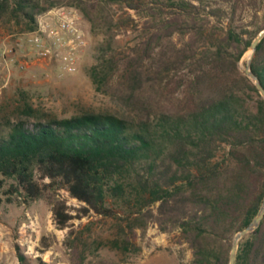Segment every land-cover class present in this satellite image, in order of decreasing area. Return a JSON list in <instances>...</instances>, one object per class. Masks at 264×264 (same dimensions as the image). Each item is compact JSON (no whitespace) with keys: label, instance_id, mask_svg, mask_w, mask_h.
I'll list each match as a JSON object with an SVG mask.
<instances>
[{"label":"trees","instance_id":"trees-1","mask_svg":"<svg viewBox=\"0 0 264 264\" xmlns=\"http://www.w3.org/2000/svg\"><path fill=\"white\" fill-rule=\"evenodd\" d=\"M246 1L0 0V23L15 21L22 31L36 30L38 15L51 8H77L107 37L109 47L121 25L113 7L146 9L145 24L155 28H143L142 40L128 56L132 98L183 64L190 75L182 112L148 109L139 118L85 112L40 117L31 125L8 122L7 130L0 129V188L6 187V200L30 203L46 196L64 229L91 212L117 216L109 198L144 199V217L163 232L180 230L192 249L190 264H229L234 235L251 223L264 200V99L238 67L264 29V0H252L260 4L252 18L263 19L257 29L243 19ZM177 33L190 34L186 46L159 53L157 48ZM251 67L264 85V38ZM245 90L255 94V105ZM151 96L139 97L140 102L150 104ZM25 113L35 109L28 106ZM223 145L229 150L216 160ZM61 189L81 203L76 213L59 195ZM236 264H264V218L240 241Z\"/></svg>","mask_w":264,"mask_h":264},{"label":"rangeland","instance_id":"rangeland-1","mask_svg":"<svg viewBox=\"0 0 264 264\" xmlns=\"http://www.w3.org/2000/svg\"><path fill=\"white\" fill-rule=\"evenodd\" d=\"M246 2L248 9L243 19L252 20L249 28L257 29L263 19L252 17L260 4ZM65 7L79 16L85 35V45L77 53L74 70L66 68L58 58H40L33 46L31 38L40 22H54L50 10L38 15V28L34 31H22L23 26L15 21L0 23V129L7 130L10 121L24 120L31 125L40 117L108 112L139 118L147 115L148 109L152 113H178L187 108L190 75L184 64L164 73L154 89L150 88L146 94L138 92L136 99L132 98L134 88L127 77L128 56L142 40L143 28H155L151 23L145 24L146 9L125 11L118 5L113 7L121 25L116 26V36L109 47L107 37L93 30L79 9ZM189 40V33H177L157 51L175 53ZM250 51L249 47L238 62L242 72ZM148 65L153 68L150 62ZM150 93V104L140 102L139 97ZM245 95L255 105V94L245 90ZM28 106L35 109L34 114L25 113ZM228 150L229 146L223 145L216 160L222 159ZM5 188H0V264H190L193 259L192 249L181 240L179 229L163 232L142 215L147 210L144 199L125 202L109 198L117 216L91 212L61 229L46 196L30 203L20 199L8 202ZM59 195L76 213L75 208L81 203L64 189L59 190ZM72 229L75 232L71 234Z\"/></svg>","mask_w":264,"mask_h":264},{"label":"built area","instance_id":"built-area-1","mask_svg":"<svg viewBox=\"0 0 264 264\" xmlns=\"http://www.w3.org/2000/svg\"><path fill=\"white\" fill-rule=\"evenodd\" d=\"M49 15L54 22H40L31 38L36 53L40 58H58L66 68L74 70L77 53L85 45L79 16L65 6L50 10Z\"/></svg>","mask_w":264,"mask_h":264},{"label":"water","instance_id":"water-1","mask_svg":"<svg viewBox=\"0 0 264 264\" xmlns=\"http://www.w3.org/2000/svg\"><path fill=\"white\" fill-rule=\"evenodd\" d=\"M264 38V29H262L258 35L255 37V39L252 41L250 45L251 54L249 56V60L247 63V66L242 68L245 75H247L257 86L259 92L261 93L262 98L264 99V85L262 84L259 76L252 70L251 63L253 60V57L257 51L258 44L260 41ZM264 218V200L260 207V210L257 214V216L251 221V223L246 226L244 229L238 231L234 237L232 242V248L230 253V261L229 264H236V255L239 249L240 241L249 235L251 232L255 231L259 225L261 224L262 220Z\"/></svg>","mask_w":264,"mask_h":264},{"label":"bare ground","instance_id":"bare-ground-1","mask_svg":"<svg viewBox=\"0 0 264 264\" xmlns=\"http://www.w3.org/2000/svg\"><path fill=\"white\" fill-rule=\"evenodd\" d=\"M251 54V51H250V53H249V55Z\"/></svg>","mask_w":264,"mask_h":264}]
</instances>
